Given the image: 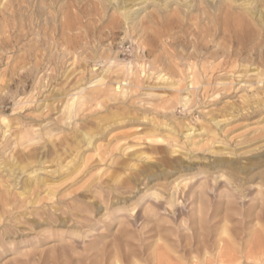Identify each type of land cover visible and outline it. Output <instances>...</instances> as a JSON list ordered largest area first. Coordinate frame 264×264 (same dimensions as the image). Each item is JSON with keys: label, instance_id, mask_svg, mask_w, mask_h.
I'll return each mask as SVG.
<instances>
[{"label": "rangeland", "instance_id": "obj_1", "mask_svg": "<svg viewBox=\"0 0 264 264\" xmlns=\"http://www.w3.org/2000/svg\"><path fill=\"white\" fill-rule=\"evenodd\" d=\"M247 7L238 50L220 23ZM0 14V264H264L258 171L199 173L264 159V0H0ZM34 175L48 186L18 197Z\"/></svg>", "mask_w": 264, "mask_h": 264}, {"label": "bare ground", "instance_id": "obj_2", "mask_svg": "<svg viewBox=\"0 0 264 264\" xmlns=\"http://www.w3.org/2000/svg\"><path fill=\"white\" fill-rule=\"evenodd\" d=\"M256 2V1H255ZM19 3V2H18ZM17 3V4H18ZM126 3V2H125ZM133 3V2H132ZM22 4V3H21ZM256 4V3H255ZM3 5V4H2ZM10 6V5H9ZM249 6H251L250 4H249ZM255 6V5H254ZM34 7V6H33ZM23 8V7H22ZM28 8V7H27ZM244 8V7H243ZM5 9V8H4ZM29 9V8H28ZM254 10V9H253ZM258 12V11H257ZM224 13H226V12H224ZM217 14V13H216ZM252 14V12H251V8L249 9L248 7L245 9V12H244V14L243 15H237V16H232V15H228V14H223V15H225L223 18L224 19H222L223 21L220 23V25H221V27L220 28H223L224 30H226V31H229V32H231V33H233V36L235 37V39L237 40V49L238 50H242V49H244V41L245 40H248L251 36H252V33H253V29H252V24H253V19L251 20V15ZM259 14V13H258ZM1 15V14H0ZM212 16V15H211ZM257 16V15H256ZM218 17H219V15H218ZM248 17V18H247ZM260 17H261V14H260ZM125 18H127V17H125ZM8 19V18H7ZM6 19V20H7ZM131 19V18H130ZM11 20V19H10ZM221 21V20H220ZM256 21V20H255ZM12 22V21H11ZM22 25V24H21ZM254 25V24H253ZM135 28V27H134ZM9 29V28H8ZM12 32V31H11ZM142 49V51H144V49L143 48H141ZM143 66H145V65H143ZM129 68V67H128ZM143 68V67H142ZM205 68V67H204ZM141 69V68H140ZM212 69V68H211ZM132 70V69H131ZM145 69L143 68V71H144ZM128 72H129V69H128ZM145 72V71H144ZM131 73H133V72H131ZM141 73V72H140ZM203 73V72H202ZM134 75V74H133ZM141 77H142V75H140ZM159 76V75H158ZM163 76H165V75H162V76H160L159 78H163ZM134 77V76H133ZM207 77V76H206ZM140 78V77H139ZM139 78L137 77V76H135V82H136V84H139ZM167 78V77H166ZM190 78V80L192 81V80H195V77L193 76V74H192V76H190L189 77ZM158 79V78H157ZM170 78H167V81L169 80ZM162 80V79H161ZM164 81V80H163ZM166 81V80H165ZM169 82H171V81H169ZM259 83V82H258ZM191 85H193V82H191ZM190 85V86H191ZM174 87V86H173ZM172 86H170L169 88L170 89H172L173 88ZM136 88H138V86L136 85ZM168 88V89H169ZM121 92L123 93V92H125L124 91V89L123 88H121ZM149 94V93H148ZM151 94H153V95H156L154 92H150V94L149 95H151ZM213 94H215V93H213ZM161 96H162V94H161ZM211 120H213V119H211ZM214 123V122H213ZM219 124V122H215V125L217 126ZM186 128V132L185 133H187V134H185V137H189L190 136V133H188L189 131L190 132H192L193 130L191 129V128H188V126H186L185 127ZM204 131H206V129L207 128H202ZM203 131V132H204ZM5 132H7V131H5ZM207 132V131H206ZM210 133H211V135L212 136H216V133L214 132V131H209ZM192 134H194V133H192ZM15 140L17 141L19 138H21V136H22V134L21 133H15ZM89 140V139H88ZM222 151H224V149H218V150H211L210 152L211 153H217V154H221V152ZM228 154V153H227ZM30 155V154H29ZM29 155H24L23 157H28ZM142 154L140 153V154H138L136 157H140ZM224 155H226V154H224ZM231 155V154H230ZM145 156V155H144ZM143 159H144V161H146L147 159H149V157L148 156H145V157H143ZM83 160V159H82ZM83 164V163H82ZM19 166V165H18ZM23 166V165H22ZM20 167V170H22V171H24V169H25V167L27 166H23V167ZM132 166H134V165H132ZM4 167V166H3ZM208 167V168H207ZM262 167H264V159H262V157H257V158H254V160H251V162L248 164V165H246V166H242L239 162H237V161H234V160H229V159H216V160H214L213 162H212V164L210 165V166H205L204 167V169H202V170H200L199 171V173L201 174V173H208V171H209V169H213V170H215V173H217V174H220V177H224L226 174L227 175H229L230 177H232V179H234V180H238V181H242V179H239V176H241L243 173H245L246 171H247V175L246 176H249L251 173H252V168H254L255 170H257L258 172H257V174H254V182H256V180L257 179H259V181L258 182H256V185H258V186H260V187H262V184L264 183V171H261V168ZM10 168V167H9ZM13 168V167H12ZM78 168H79V165H77V170H78ZM185 168H186V171L188 172V171H190L191 170V166H185ZM8 169V168H7ZM9 170V169H8ZM13 170V169H12ZM69 174H67V176H68ZM188 174H186L185 176H187ZM118 176V175H117ZM117 176H116V178H117ZM184 175H182V177H183ZM253 176V175H252ZM180 177V176H179ZM179 177H177V178H179ZM115 178V179H116ZM177 178L176 179H174L175 181L177 180ZM186 178V177H185ZM194 177H193V175L191 176V177H188L187 179H189V180H192ZM120 179V178H119ZM118 179V180H119ZM226 179V178H225ZM231 179V180H232ZM174 180H173V183H174ZM185 180V179H184ZM115 181V180H114ZM182 181V180H181ZM235 182V181H234ZM117 183V182H116ZM179 184V183H178ZM33 185H37V186H44V187H46V186H48L47 185V181L44 179V178H41V177H39V176H37V175H34V177L33 178H31V179H27V180H25L23 183H22V186H21V188H20V191L18 192V194H17V196L18 197H24L25 198V196H29L30 195V192H31V187L33 186ZM176 185V184H175ZM159 186V185H158ZM177 186V185H176ZM179 186V185H178ZM183 186H185V185H183ZM161 187V186H160ZM175 187V186H174ZM237 188H241V185H237ZM177 189V188H176ZM154 191H156L157 192V190H155L154 189ZM9 193H10V190H9V188L7 187V191H6V193L5 194H3L1 197H0V202H2V204H3V206H7L8 205V202H9V199H8V197H9ZM158 194V193H157ZM155 195H156V193H155ZM158 196H160L159 194H158ZM30 197V196H29ZM35 199H37L36 197L31 201L30 200V204L31 205H33L36 201H35ZM263 201V200H262ZM256 204H257V202H256ZM260 204V206H261V210L264 208V203L262 202V203H259ZM259 204L257 205V206H259ZM134 209V208H133ZM120 210V209H119ZM2 213V212H1ZM1 213H0V215H1ZM43 221H46L45 219L43 220ZM223 229V228H222ZM222 233L223 234H227V231H226V228H224L223 230H222ZM230 246H229V248H230V250H234V246H235V241L234 240H231L230 241ZM258 246V243H255V244H253V246H252V248H256ZM114 248H116V247H114ZM251 248V250H253ZM111 251H113V250H111ZM116 251V250H115ZM115 251H113V252H115ZM53 252V251H52ZM118 253V252H117ZM111 254V253H110ZM253 251H250L248 254H247V257H252L253 256ZM31 256V255H30ZM118 256H119V254H118ZM118 256H117V254L116 253H112V255H111V260L113 261V262H115L116 260H118L119 258H118ZM0 257H1V255H0ZM120 257V256H119ZM27 258V257H26ZM58 259V256H55V254H51L50 256H48V258L44 261V264H55V261ZM41 261V260H40ZM24 263H27V262H24V261H21V260H19V261H15L13 264H24ZM117 263V262H116ZM220 263H223V261L222 262H220Z\"/></svg>", "mask_w": 264, "mask_h": 264}]
</instances>
